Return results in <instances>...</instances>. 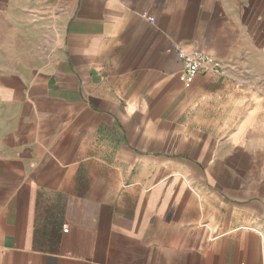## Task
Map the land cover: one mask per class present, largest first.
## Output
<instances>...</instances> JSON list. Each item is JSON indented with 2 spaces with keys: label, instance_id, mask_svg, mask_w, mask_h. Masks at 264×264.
Wrapping results in <instances>:
<instances>
[{
  "label": "crops",
  "instance_id": "crops-1",
  "mask_svg": "<svg viewBox=\"0 0 264 264\" xmlns=\"http://www.w3.org/2000/svg\"><path fill=\"white\" fill-rule=\"evenodd\" d=\"M0 264H264V0H0Z\"/></svg>",
  "mask_w": 264,
  "mask_h": 264
},
{
  "label": "built area",
  "instance_id": "built-area-1",
  "mask_svg": "<svg viewBox=\"0 0 264 264\" xmlns=\"http://www.w3.org/2000/svg\"><path fill=\"white\" fill-rule=\"evenodd\" d=\"M176 56L181 63L179 80L188 87L196 74L205 68L206 72L217 73L220 71V62L211 54L200 51H188L182 47L176 48Z\"/></svg>",
  "mask_w": 264,
  "mask_h": 264
}]
</instances>
